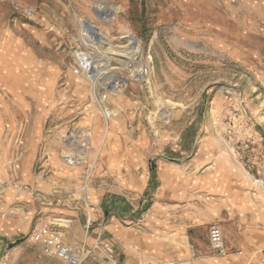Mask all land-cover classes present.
<instances>
[{
    "label": "rangeland",
    "instance_id": "rangeland-1",
    "mask_svg": "<svg viewBox=\"0 0 264 264\" xmlns=\"http://www.w3.org/2000/svg\"><path fill=\"white\" fill-rule=\"evenodd\" d=\"M127 33L146 79L113 50ZM75 57L91 58V82ZM114 80L126 89L103 104ZM121 213L152 237L184 224L193 258L242 259L249 240L264 264V0H0V236L12 247L54 223L80 246Z\"/></svg>",
    "mask_w": 264,
    "mask_h": 264
},
{
    "label": "crops",
    "instance_id": "crops-1",
    "mask_svg": "<svg viewBox=\"0 0 264 264\" xmlns=\"http://www.w3.org/2000/svg\"><path fill=\"white\" fill-rule=\"evenodd\" d=\"M114 204L111 203V209L114 208ZM224 212V211H223ZM233 211L227 210L222 213L221 220H227L231 218ZM182 218V217H179ZM236 220V219H235ZM125 221L124 214H116L99 222L97 228L91 232L88 240L83 242L79 240V244L82 248L89 251L91 244L98 242L101 238H107L108 245L112 246L115 250V256L112 261H93L86 262V264H234L235 260H239L241 264H249V257L251 256V248L248 247L249 240H245L246 247L242 248V255L245 258L241 259V255L233 254V259L229 257L224 259L214 258L209 255H202L193 258L188 250L189 238L183 235L181 229L184 224L170 225L169 230H165V226L162 227V231L159 230L160 236H151V232L144 227H138L135 232L134 229L125 227L122 223ZM177 221L184 223L183 219ZM42 224V223H41ZM223 231L226 224H221ZM235 230V228H233ZM157 233V230H153ZM130 233H132L130 235ZM244 238L250 237V232L245 233ZM69 243H78L72 241V239H66ZM76 242V243H75ZM82 242V243H81ZM6 239L0 236V264H65L64 262L55 259L48 258L42 254L41 247L33 244L30 239L21 241L13 234V246H6ZM239 249V248H235ZM96 255L97 252L92 253ZM98 257H107L98 253ZM234 262V263H233Z\"/></svg>",
    "mask_w": 264,
    "mask_h": 264
},
{
    "label": "built area",
    "instance_id": "built-area-1",
    "mask_svg": "<svg viewBox=\"0 0 264 264\" xmlns=\"http://www.w3.org/2000/svg\"><path fill=\"white\" fill-rule=\"evenodd\" d=\"M70 69L75 76H82L84 79L90 81L88 77L92 75V73L90 67L84 61L75 57V61L70 66ZM84 71L89 75L84 76V74H86ZM140 73L141 79L146 78L148 75V71L145 67L140 70ZM124 89H126L125 81L117 80L111 83L110 86L104 83L103 86L100 87V94L98 96L103 104H107L106 101L109 96H114L119 92H123ZM103 112L107 119L114 115V111L109 107H105ZM208 238L209 249L212 254L219 257L227 255L228 249L224 244L223 233L219 226L211 225L209 227ZM30 241L41 247L42 254L45 257L58 259L65 264H86L90 255L96 250L104 254L110 261H112L115 256L114 248L108 244H104V242H97L89 251L77 244L67 242L63 233L54 223H36L32 225L30 229Z\"/></svg>",
    "mask_w": 264,
    "mask_h": 264
},
{
    "label": "bare ground",
    "instance_id": "bare-ground-1",
    "mask_svg": "<svg viewBox=\"0 0 264 264\" xmlns=\"http://www.w3.org/2000/svg\"><path fill=\"white\" fill-rule=\"evenodd\" d=\"M121 39H126V43H127V45L126 46H123V47H119V48H117V49H113V50H115V53H116V56L117 57H119V58H123V59H125V61L126 62H128V64H130V66H132V67H136V73H135V78L136 79H141V73H140V70L141 69H143V66H141L140 67V65L139 66H137L136 65V63H132L131 64V60L130 61H127L126 60V56L127 55H137L138 57L140 56V54H141V48H140V42H139V40L133 35V34H131V33H127V35H125V36H123V37H121ZM112 49V48H111ZM76 51H78V50H76ZM75 51V52H76ZM88 53H92V52H88ZM135 58V57H134ZM77 59H80V60H82V61H84L85 63H87V65L90 67V70H91V73H93V71L95 70L94 68V66H92L93 64H92V60H91V58H88V57H79V58H77ZM138 59V58H137ZM122 60V59H121ZM134 60H136V59H134ZM97 61H98V68H103V61L100 59V58H97ZM134 62V61H133ZM136 62H138V60L136 61ZM141 62V61H140ZM143 65V64H142ZM131 67V68H132ZM147 68V67H146ZM85 72V71H84ZM133 72V71H132ZM86 73V72H85ZM134 74V73H133ZM87 75V73L86 74H84V76H86ZM89 75V74H88ZM87 75V76H88ZM91 77H92V75H90L89 77H88V79L89 80H91ZM146 79V78H145ZM104 81V80H103ZM115 81V80H114ZM109 86H110V84H108ZM73 157V156H72ZM72 157H69V161L70 162H72ZM74 162V161H73Z\"/></svg>",
    "mask_w": 264,
    "mask_h": 264
},
{
    "label": "trees",
    "instance_id": "trees-1",
    "mask_svg": "<svg viewBox=\"0 0 264 264\" xmlns=\"http://www.w3.org/2000/svg\"><path fill=\"white\" fill-rule=\"evenodd\" d=\"M151 176H155L154 169H151Z\"/></svg>",
    "mask_w": 264,
    "mask_h": 264
}]
</instances>
